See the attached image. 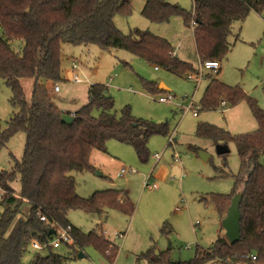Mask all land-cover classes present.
Wrapping results in <instances>:
<instances>
[{"label":"trees","instance_id":"1","mask_svg":"<svg viewBox=\"0 0 264 264\" xmlns=\"http://www.w3.org/2000/svg\"><path fill=\"white\" fill-rule=\"evenodd\" d=\"M263 9L264 0H193L191 9L170 0H146L142 14L153 23L181 17L193 29L199 59L222 63L233 47L229 39L234 24L251 11L261 13ZM132 13V0H0V77L10 88V102L17 109L6 127L0 126V153L16 133L26 134L21 160L14 157L10 170H0V264H67L70 256L55 251L51 244L59 228L67 229L72 238V243L63 242L70 255L76 257L80 251L93 248L107 261H115L119 247L104 231L83 232L72 224L69 212L86 210L106 220L110 210L131 216L135 203L127 192L116 188L81 196L72 173L96 171L90 161L92 152H107L111 140L133 146L138 157L147 162L150 139L156 134L169 135V126L136 117L129 106L118 114L109 86L103 83L89 86L88 101L78 110L64 111L55 87L67 81L62 55L65 44L123 49L180 76L198 72L177 55L167 38L140 28L124 33L115 18ZM15 41L21 43L20 51L12 46ZM208 77L202 109H217L222 100L232 106L246 100L258 124L253 132L232 134L201 122L196 132L215 143L236 144L240 170L234 187L231 193L215 194L212 199L223 219L232 198L243 194L241 238L231 243L226 236L220 237L213 247L197 249L195 257L185 261H175L169 252L153 245L137 256L138 261L264 264V110L241 87L229 86L211 73ZM28 79L33 80L30 99L23 86ZM143 83L152 93L167 92L157 82ZM66 113L74 116L72 123L63 121ZM18 178L20 192L13 186ZM165 228L163 233H167ZM35 241L42 249L33 247ZM31 249L35 253L25 263L24 255Z\"/></svg>","mask_w":264,"mask_h":264},{"label":"rangeland","instance_id":"2","mask_svg":"<svg viewBox=\"0 0 264 264\" xmlns=\"http://www.w3.org/2000/svg\"><path fill=\"white\" fill-rule=\"evenodd\" d=\"M186 9H191L193 0H170ZM146 0H132L133 13L130 17L116 16V25L126 34L135 28L150 30L167 38L181 59L200 68V59L195 48L194 33L181 17H173L169 23H153L146 19L142 10ZM232 50L222 62L220 74L205 70L200 82L185 75L173 74L164 68L141 59L123 49L103 50L98 45L63 47V70L68 81L60 82L61 91L55 92L63 108H80L87 103L89 86L103 83L109 86L115 99V109L129 106L136 117L155 123H167L169 135L156 134L149 141L151 157L142 161L133 146L111 140L108 143L111 161L105 176L89 177L92 171L73 172L76 177L77 192L89 197L91 182L95 180L106 190L116 188L128 192L135 203L131 216L118 210H110L106 220L86 210H71L69 219L83 232L104 231L106 237L119 247L113 264H149L137 260V256L155 245L159 251L169 252L175 261H185L195 257L197 249L208 250L220 237L226 236L222 217L212 196L231 193L235 176L240 170V157L236 144H228L229 152L219 154L213 140L198 137L199 123L207 122L230 131L232 134L253 132L258 124L246 100L235 106L230 103L214 110L201 108V99L209 84L207 73H212L229 86L241 87L264 110V9L261 13L252 11L243 20L236 22L230 36ZM12 46L21 50V43ZM72 59L74 70L88 82L75 83L69 78ZM163 83L168 87L165 93H152L143 81ZM33 80H24L23 86L28 99L31 97ZM175 96V102L162 103L159 97ZM188 96L189 99L182 101ZM11 90L0 77V126L5 128L16 108L10 102ZM194 99L193 110L186 106ZM182 101V102H181ZM175 133V144H169V137ZM26 145V134L16 133L0 153V170H10L14 157L21 160ZM178 154L180 161L175 159ZM156 155L159 157L156 158ZM264 160V159H263ZM131 168L134 172L125 175L121 169ZM104 175V174H103ZM152 175L158 187L149 189L145 181ZM93 176V175H92ZM108 176L110 179L106 178ZM21 190V180L14 184ZM26 204L25 211H29ZM166 227V228H165ZM165 228L167 233H163ZM123 234V236L120 235ZM55 251L70 256L67 264H98L104 258L93 248H86L84 258L70 255L63 244ZM33 249L24 255L27 263L34 255ZM105 259V258H104ZM234 264H247L236 262Z\"/></svg>","mask_w":264,"mask_h":264},{"label":"built area","instance_id":"3","mask_svg":"<svg viewBox=\"0 0 264 264\" xmlns=\"http://www.w3.org/2000/svg\"><path fill=\"white\" fill-rule=\"evenodd\" d=\"M77 63L74 61L72 63V69L69 71V74H70V80L75 82V83H83V82H88V80H85L83 79L82 77H80L77 73H75V69L77 68ZM221 67V63L217 60H206V61H201L200 60V68L198 69V72H192V73H188L186 74L185 76L188 78V79H194L196 80L197 82H200L201 78L203 77V75H205L204 71L207 70V71H210L212 73H217L218 70L220 69ZM156 69H159V67L156 66ZM55 90L56 92L59 91V86H56L55 87ZM189 97L188 96H185L182 98V101H185V100H188ZM159 101L162 102V103H171V102H175V96L172 95V94H168V96H161L159 97ZM181 101V102H182ZM194 99L192 98L190 101H189V104L186 106L187 110H193V113L194 115H198V111L195 110L193 107H194ZM221 104L222 105H227V103L222 100L221 101ZM175 133H172L169 137V144H175L174 141H175ZM159 156L156 155V158H158ZM175 159L177 161H180V157L178 154H175ZM127 172H134L133 169L131 168H122L121 169V174H125ZM145 187L149 188V189H155L158 187L157 183L153 182L152 181V175H149L145 181ZM42 219H45L44 217ZM121 236H123V234L120 233ZM63 242H68V243H72V238L68 232L67 229H63V228H59L56 230V237L55 239L52 241V246L54 248H59L62 246ZM33 247L35 249H42L43 245H41L40 243L38 242H34L33 244ZM253 260L256 259V256H253L252 257ZM98 264H113L109 261H107L106 259L102 258Z\"/></svg>","mask_w":264,"mask_h":264},{"label":"water","instance_id":"4","mask_svg":"<svg viewBox=\"0 0 264 264\" xmlns=\"http://www.w3.org/2000/svg\"><path fill=\"white\" fill-rule=\"evenodd\" d=\"M161 89L168 90V87L160 85ZM74 116L72 114H65L63 116V121L66 123H72ZM217 152L219 154H226L229 152V147L227 144H217ZM98 174V172H97ZM243 198L242 193L236 194L231 201V205L228 209L226 216L222 219V226L226 231V237L231 243H236L241 238V210L240 204ZM85 254L80 251L78 253V258H84Z\"/></svg>","mask_w":264,"mask_h":264},{"label":"crops","instance_id":"5","mask_svg":"<svg viewBox=\"0 0 264 264\" xmlns=\"http://www.w3.org/2000/svg\"><path fill=\"white\" fill-rule=\"evenodd\" d=\"M252 12V11H251ZM169 23V22H168ZM192 29V28H191ZM193 30V29H192ZM194 33V32H193ZM194 41H195V38H194ZM195 48H196V43H195ZM197 51V50H196ZM177 53V52H176ZM177 55H178V53H177ZM179 56V55H178ZM180 57V56H179ZM181 58V57H180ZM75 61V59H72V62H71V64L73 63ZM76 62V61H75ZM193 64V63H192ZM194 65V64H193ZM72 67V66H71ZM221 71H222V63H221V67H220V70H219V74L221 73ZM208 74L209 73H207L206 75H207V77H208ZM212 74V73H211ZM70 75V74H69ZM69 78H70V76H69ZM208 79H209V77H208ZM67 81H68V79H67ZM96 83H98V82H96ZM163 85V86H166L165 84H163V83H159V87H160V85ZM59 86V85H58ZM167 87V86H166ZM59 91H61V88H60V86H59ZM87 101H88V93H87ZM61 106H62V108H63V104H61ZM79 108H75V107H72V108H63V110L64 111H67V112H75L76 110H78ZM197 116V115H196ZM109 143V142H108ZM90 161H91V163H92V165L95 167V169H96V171H94V174H91V176H89V177H96V176H100V177H102V176H105L106 175V173L108 174L109 172L107 171V169L106 168H108L109 167V165L111 164V161H113V162H117V160L115 159V158H113V157H111V156H109V151H107V152H103V151H100V150H94L93 152H92V155H91V158H90ZM124 168V167H123ZM93 172V171H92ZM97 172H98V174H97ZM127 173H129V172H127ZM127 173H125V174H127ZM104 174V175H103ZM125 174H123V175H125ZM93 175V176H92ZM106 178H108V179H110L111 180V178H109L108 176H106ZM97 188H102V186L101 185H99L95 180H93L92 182H91V190H95V191H97L96 189ZM109 189V188H108ZM99 190V189H98ZM95 191H93V192H95ZM127 192V191H126ZM128 193V192H127ZM90 213V212H89ZM109 216V215H108ZM85 254V253H84ZM85 256H86V254H85Z\"/></svg>","mask_w":264,"mask_h":264}]
</instances>
